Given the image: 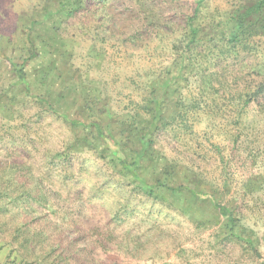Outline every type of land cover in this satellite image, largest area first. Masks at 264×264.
I'll list each match as a JSON object with an SVG mask.
<instances>
[{
    "label": "trees",
    "instance_id": "1",
    "mask_svg": "<svg viewBox=\"0 0 264 264\" xmlns=\"http://www.w3.org/2000/svg\"><path fill=\"white\" fill-rule=\"evenodd\" d=\"M210 1L44 0L36 10L42 14L40 19L37 15L20 24L21 36L14 31L6 43L14 49L22 46L28 58L21 63L6 55L12 81L0 91V108L12 111L6 115L0 110V168L5 167L0 175V219L4 220L0 234L8 221L16 226L23 221L14 237L33 234L39 242L47 240L51 232L32 229L47 217L36 210L42 207L58 218L57 228L52 230L56 244L49 249L51 257L60 259L62 249L63 256L70 253L77 264L82 263L70 252L79 251L82 235L73 213L76 204L62 206L61 194L44 192V180L25 168L27 144L40 134L37 127L46 121L45 115L61 122L71 135L46 161L47 176L61 164L64 184L71 182L74 167L79 173L89 172L87 155H91L111 169L109 175L96 167V176L104 179L98 189L103 197L111 189L118 193L133 187L189 218L203 205H210L215 216L208 222L216 221L219 227L213 248L226 255L224 264H264L261 240L249 223L250 207L242 205L243 197L239 190L232 191L230 180L235 157L243 155L247 173L242 175L240 192L252 199L256 195L251 191L264 194V165L254 153L257 146L249 141L256 133L258 148L264 147V0H224L223 11H210ZM115 8L117 12L112 11ZM145 37L148 39L140 45ZM82 38L88 45L81 58L90 73L100 72V79L94 78V87L84 84L81 88L80 78L76 80L72 71L61 66L63 71L56 79L65 87L57 96L53 94L52 72L60 58L71 52L65 44L69 40L77 44ZM137 51L144 52L139 58L148 63V71L139 79L131 76L123 82L118 72L131 66ZM43 54L50 61L34 72V87L26 63L41 59ZM72 60L70 56L68 62L74 66ZM78 70L83 72L81 67ZM118 84L133 89L131 95L123 94V98L120 93L116 99L111 88ZM20 95L27 99L18 101ZM67 99L62 112L57 105ZM30 103L41 112L27 116ZM163 137L171 139L164 152L156 146ZM212 150L220 171L217 176L206 174L200 166ZM142 169L149 172V178L141 174ZM168 197L172 202L164 199ZM54 199L59 200L56 203ZM116 206L111 212L113 219L128 216V204ZM30 207L37 213L32 221H28L34 216ZM74 232L79 234L76 241ZM96 237L93 252L101 250L113 264H119L123 253L134 251L131 235H120L111 227L104 231L99 227ZM30 238L24 239L27 248ZM187 254L188 249H181L178 256ZM236 255L244 261L232 262ZM179 258V264H192Z\"/></svg>",
    "mask_w": 264,
    "mask_h": 264
},
{
    "label": "rangeland",
    "instance_id": "2",
    "mask_svg": "<svg viewBox=\"0 0 264 264\" xmlns=\"http://www.w3.org/2000/svg\"><path fill=\"white\" fill-rule=\"evenodd\" d=\"M41 1L44 0H0V91L5 88L4 85L8 87L12 81V73L10 72L12 67L8 60L6 61V55L14 61L21 63L24 59L27 60L28 58V56H24L23 51H21L22 46L19 45L17 49H14V47H10L6 43V40L10 39L14 31H16V34L20 33L18 28L21 27L20 24L22 25L23 21H31V19H34L37 15H39L40 19L42 14H38L36 10ZM209 4L211 6L210 11L213 8L223 11L225 1L211 0ZM121 9L126 8L122 7ZM161 9L162 6L155 8L156 11ZM112 11L117 12L118 8ZM163 11H166L165 7ZM23 13H25L24 18L20 23V15H23ZM189 13H191V10H189ZM31 15L33 18H27V16ZM20 36L21 34H19V37ZM147 39L148 38L145 37L144 41L139 42V44H144ZM65 45L70 47L71 52L67 53L65 57L60 58V63L55 67V71L52 72L51 78L52 82L55 80L56 85L52 88L55 89L53 94L57 96L60 95V92L64 91V85L61 87L62 84L59 85L57 82V79L61 76V66L65 67V70L72 71L76 80L80 78V82H83V84H80L81 88L84 84L89 87H94L96 86L94 83L95 81H93L94 78L100 79V72L94 73L91 71L90 73L86 66L85 59L81 58L85 55L88 42H85L82 38L77 44L73 40H69ZM111 45L112 44H109L110 47ZM108 55H111V52ZM135 55L136 57H134V62L131 63V66L129 65L130 67H128V69L118 72L122 75L120 80L123 82L126 79H132L131 76L139 79L143 73L148 71V63L139 58L144 55V52L141 54V52L137 51ZM70 56L73 58L72 62L74 66L68 62ZM109 58L110 56L107 58L105 57L104 62L108 63L107 60ZM39 59L40 57L26 63L29 80L30 82L32 81L34 87L36 84L34 72H38L50 61V58L48 59L44 54L42 58ZM78 67H81L83 72L78 70ZM106 79L108 82H111L108 80V77ZM140 81H142V78ZM111 89V93L116 99L118 97L120 98V93H122V97L125 98L124 95H131L133 92V89L127 86L124 88L123 84H118L115 88ZM65 94L67 95L66 92ZM24 96L20 95L18 101L25 98ZM104 96L103 98H106ZM107 99L108 97L106 100ZM67 101L68 99L59 102L57 106L60 111L65 112V105H67L65 102ZM28 108L29 109H26L28 112L25 111L27 116H35L41 112L37 106L31 103L28 104ZM0 110L4 111L5 108H0ZM4 112L6 115H12L11 110L6 109ZM44 119L46 121L40 127L36 125L40 134L34 136L33 140L27 144L28 153L26 154L27 164L25 161V168L28 170L30 169V174L35 178L39 177V179L44 180V185H46L44 192L48 193L49 191H53L54 193L61 194V200L54 199V201L59 200L62 206L63 204H71V206L74 207L76 204L74 207L75 212L73 213L75 218H77L75 222L80 225L82 235L79 236V251L70 249V252L74 255H78L79 261L82 262L81 264H113V262L106 258V255L104 256L102 254L101 250L93 252L92 245L95 244L97 240L96 233L99 227L103 231L111 227L116 229L117 233L120 235H131L130 247L134 248V251H132L131 254H128V252L123 253L124 256L122 255L120 260L118 259L119 264H179L178 254H180L181 249H188V254L180 256L179 259L182 261H192V264H224V262L228 260L226 255L221 252L217 253L216 249L213 248L216 241L215 234L219 227L216 221L208 222V220H212L211 217L215 216L214 212L209 207L210 205H203V208H201L198 214L189 218L185 216V214H181L180 210L167 208L166 205L155 203L151 198H146L142 193L133 190V187H126L125 190L118 193L111 189L105 192L106 194L103 197V195L98 193V189L101 187L100 183L104 181V179L98 178V176H96V171L101 167L104 168L105 171L107 170L106 173L110 175L111 169H108L102 162L97 161L91 155H87L90 159L89 172L79 173L77 167H74L75 178L72 179L71 182L64 184L65 180L61 178V164H58L57 169H55L51 177L47 176L46 161L49 160L52 151L61 149L65 146V143L71 139V135L61 122L51 120L49 117H45V115ZM259 140L260 138L256 136V133L255 136L249 137V141L254 142L255 146H257L254 153L259 155V159L263 166L264 147H261V149L258 148ZM170 141V138L163 137L156 146L163 152L164 150L167 151L165 145ZM258 149L260 151H258ZM212 152L213 153L208 156L209 158L205 162H201L202 164L198 165L202 167L206 174L211 173L217 176L220 175V171L216 170L218 168H216L215 165L216 159L214 150H212ZM244 165L243 155H239L237 158L235 157L234 166L230 168L232 173L230 180L234 186L231 188L232 191L239 190L240 196L243 197V200H241L242 205L248 208L250 207L252 214L250 215L251 218L249 223L256 229L264 253V194L260 195L257 193L258 191H251L252 195H256L254 196V200L243 196L244 194L240 192V182L245 179V176L242 175L247 173L244 172L247 171L244 170ZM96 167H98V169H96ZM4 169L5 167L0 168V175H3ZM253 171L256 170L253 169ZM140 172L144 177L147 178L148 176L149 178L150 174L146 169H142ZM208 178L211 180V177L208 176ZM164 199L172 202V197ZM123 204H128V216L121 215L120 218L113 219V215L111 214L112 209L117 207L116 205ZM165 204L169 205L168 202ZM36 210L41 211L42 214L45 213L44 215H47V217H44V220L38 222L37 226L39 227L32 225V229L39 230L40 228H45L47 232H51L48 233L49 238H47V240L42 239L43 242H39L40 240L33 234L31 236L22 235L21 237H14V230L16 231V227L21 228L24 223L23 221L17 222L18 225L16 226L15 222L8 221L7 223L6 221V227L0 234V264H57L60 259L61 264H69L71 262V264H77L72 256H70V253H65L63 256L62 249L60 259L55 260V256L53 255L51 257L49 249L56 244V238L52 230L57 228L58 218L52 214L50 215L48 211L44 210L42 207H36ZM30 211L34 216L31 215L28 221H32V218L37 215V213L33 211V208H31ZM200 220H203L205 224H199L197 221ZM3 221V219H0V223ZM22 230H25V228H22ZM78 235L77 232H74L72 239L76 241L75 239ZM27 238H30L29 248L24 246L26 245L24 244V239ZM138 239L139 243L137 242ZM66 245H72L71 248H73V243L70 245L68 242ZM227 251L226 249V252ZM43 258L45 259L42 261ZM231 260L232 262L236 260L244 261L239 255L232 257Z\"/></svg>",
    "mask_w": 264,
    "mask_h": 264
}]
</instances>
